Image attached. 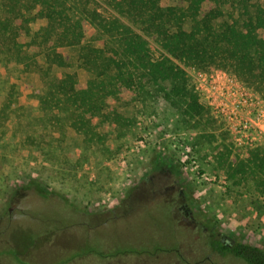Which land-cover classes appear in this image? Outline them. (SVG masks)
<instances>
[{
  "label": "rangeland",
  "instance_id": "374dc122",
  "mask_svg": "<svg viewBox=\"0 0 264 264\" xmlns=\"http://www.w3.org/2000/svg\"><path fill=\"white\" fill-rule=\"evenodd\" d=\"M254 3L264 8V0ZM46 24L34 22L33 33ZM70 55V67L55 68L52 76L76 73L87 83L90 75L76 54ZM190 68L185 69L196 91ZM196 69L241 81L222 69ZM6 82L19 87V103L29 116L42 115L35 98L43 88L39 74L15 66L7 70L0 62V105ZM201 102L208 107L202 97ZM115 108L134 125L122 134L118 129L119 137L114 128H104L109 130L106 149L85 148L83 136L72 128L66 143L57 145L60 134L39 126L38 135L51 146L38 148L37 137L29 147L25 135H14L11 122L5 125L0 264H246L223 250L221 237L264 248L261 180L241 175L252 166L247 163L252 154L264 147L238 148L210 107L205 131L188 124L162 97L145 107L125 96ZM177 201L187 205L189 217L175 210Z\"/></svg>",
  "mask_w": 264,
  "mask_h": 264
},
{
  "label": "trees",
  "instance_id": "16d2710c",
  "mask_svg": "<svg viewBox=\"0 0 264 264\" xmlns=\"http://www.w3.org/2000/svg\"><path fill=\"white\" fill-rule=\"evenodd\" d=\"M254 1L0 0V62L7 70L15 66L22 73H37L43 83L35 93L42 115L33 117L19 103V87L6 82L0 140L11 122L14 135H25L29 147L37 137L38 148L51 146L44 134L38 135L39 126L60 134L57 145L66 143L72 128L83 136L85 148L106 149L109 130L104 128H114L119 137L134 125L115 108L125 96L145 107L162 97L188 124L205 131L209 106L201 102L185 68L225 70L264 98V35H259L264 33V8ZM37 20L47 24L33 33ZM71 52L90 75L85 84L76 73L52 76L55 68L70 67ZM247 163L252 166L241 175L260 179L264 193V150ZM219 245L246 264H264V248Z\"/></svg>",
  "mask_w": 264,
  "mask_h": 264
},
{
  "label": "built area",
  "instance_id": "2783aa9c",
  "mask_svg": "<svg viewBox=\"0 0 264 264\" xmlns=\"http://www.w3.org/2000/svg\"><path fill=\"white\" fill-rule=\"evenodd\" d=\"M205 100L234 144L245 151L264 147V100L225 72L189 70Z\"/></svg>",
  "mask_w": 264,
  "mask_h": 264
},
{
  "label": "flooded vegetation",
  "instance_id": "af4514ba",
  "mask_svg": "<svg viewBox=\"0 0 264 264\" xmlns=\"http://www.w3.org/2000/svg\"><path fill=\"white\" fill-rule=\"evenodd\" d=\"M180 199V198H179ZM181 200V199H180ZM180 204V205H179ZM175 210L179 213H184L186 214V216H190L191 213L189 212V209L187 207V205L183 204L181 201H177L175 204ZM228 243H227V242ZM221 243L222 245H227L228 248H233L235 245H237L236 241L235 240H232L231 238H227V237H221Z\"/></svg>",
  "mask_w": 264,
  "mask_h": 264
}]
</instances>
